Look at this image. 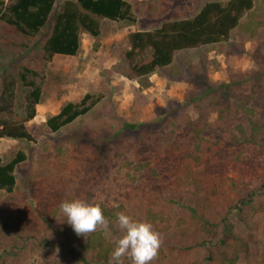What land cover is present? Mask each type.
Wrapping results in <instances>:
<instances>
[{
  "label": "rangeland",
  "instance_id": "1",
  "mask_svg": "<svg viewBox=\"0 0 264 264\" xmlns=\"http://www.w3.org/2000/svg\"><path fill=\"white\" fill-rule=\"evenodd\" d=\"M127 1L135 23L103 20L98 48L82 34L75 57L46 61L34 50L43 35L26 38L0 21V96L3 80L23 67L37 73L42 89L26 124L34 141L0 139L5 160L19 150L26 155L15 168L14 189L0 190V264H108L98 263L95 252L78 258L91 233L72 237L59 208L69 198L120 205L150 221L162 240L151 264H218L217 256L235 253L236 264H264V136L249 141L238 108L243 103L255 122L264 121V0H255L261 19L242 20L263 21L253 35L236 28L227 42L177 52L171 65L149 76L148 88L126 77L128 34L189 18L213 0ZM27 91L16 86L13 114L22 115ZM88 93L102 99L86 115L55 133L45 127L65 103ZM187 120L204 123V136L223 143L216 159L195 167L200 190L184 180L182 161L194 142ZM133 152L143 169L121 165ZM204 220L214 225V238L201 231ZM108 222L96 231L112 243L122 231L116 220Z\"/></svg>",
  "mask_w": 264,
  "mask_h": 264
},
{
  "label": "trees",
  "instance_id": "2",
  "mask_svg": "<svg viewBox=\"0 0 264 264\" xmlns=\"http://www.w3.org/2000/svg\"><path fill=\"white\" fill-rule=\"evenodd\" d=\"M255 0H213L204 5L191 17L172 19L161 23L150 30H137L128 34V49L124 59L129 63L126 77L137 79L141 87L150 86L149 76L156 70L172 64L175 54L183 50L196 49L201 46L216 45L227 42L231 32L236 28L245 27L250 35L263 23V15L256 11ZM260 18L256 22L242 20L249 17ZM124 22L134 24L135 17L132 6L127 0H0V21L11 26L17 33L26 38L43 35V42H36L34 50L40 52L46 61L54 55L75 57L80 52L81 35L87 34L93 39L96 50L102 35V22ZM43 31L46 34H43ZM37 73L23 67L14 77L3 80L0 96V139L25 140L33 142L26 124L36 115V106L42 99L41 85L34 78ZM27 88L25 106L22 115L13 114L16 86ZM102 99L101 95L85 94L78 102L65 103L58 113L49 116L45 127L50 132H57L81 116L86 115ZM238 108L246 115L249 127V141L264 136V121L253 120V109L239 104ZM190 123L194 142L191 150L184 156V180L195 190L201 189L200 171L195 167L216 159L222 141L212 140L204 136V123ZM135 125L126 128L134 129ZM245 137L241 126L236 128ZM26 159L23 151L10 153L8 160L0 156V190L11 192L16 180L14 171L18 164ZM137 156L133 152L131 160H124L121 165L126 169L138 171L144 168L135 163ZM70 199V198H69ZM101 205V204H100ZM244 205V204H243ZM108 221H115L116 214L123 210L122 206L107 207L101 205ZM154 217V216H153ZM230 226L226 225L228 229ZM201 231L214 238L217 233L214 225L204 220ZM72 237L77 234L71 227ZM114 242L105 239L101 231L89 234L83 245L79 247V256L85 260L88 252H95L98 263H107ZM218 264H236L238 255L222 254L214 258Z\"/></svg>",
  "mask_w": 264,
  "mask_h": 264
},
{
  "label": "clouds",
  "instance_id": "3",
  "mask_svg": "<svg viewBox=\"0 0 264 264\" xmlns=\"http://www.w3.org/2000/svg\"><path fill=\"white\" fill-rule=\"evenodd\" d=\"M60 211L74 232L86 235L98 227L108 229L109 222L100 204L89 203L83 199H66L59 205ZM116 221L122 235L114 241L108 264H151L158 255L162 240L160 233L150 221L135 219L125 212L116 214Z\"/></svg>",
  "mask_w": 264,
  "mask_h": 264
}]
</instances>
